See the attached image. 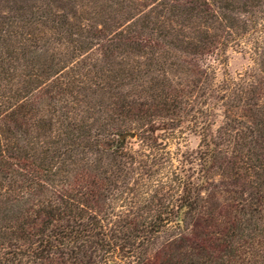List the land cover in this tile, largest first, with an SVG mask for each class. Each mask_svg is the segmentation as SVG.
<instances>
[{
    "label": "trees",
    "instance_id": "obj_1",
    "mask_svg": "<svg viewBox=\"0 0 264 264\" xmlns=\"http://www.w3.org/2000/svg\"><path fill=\"white\" fill-rule=\"evenodd\" d=\"M263 6L0 0V264H264Z\"/></svg>",
    "mask_w": 264,
    "mask_h": 264
},
{
    "label": "rangeland",
    "instance_id": "obj_2",
    "mask_svg": "<svg viewBox=\"0 0 264 264\" xmlns=\"http://www.w3.org/2000/svg\"><path fill=\"white\" fill-rule=\"evenodd\" d=\"M227 58L228 60L226 62H215L217 67V80H223L228 74L233 77H239L242 75L252 76L258 74L259 65L256 55L252 51H243L231 48L228 51ZM199 142L200 138L190 133H185L180 138L171 141L170 149L176 152L177 156L180 154V157H178L179 160H176L175 163H181L182 159L183 166L186 167V169L191 167V169L198 168L197 153L199 149ZM132 144L134 147H138L139 145L136 139L132 140ZM220 191L221 190L219 189V191H216L215 193V197H218V199L222 197Z\"/></svg>",
    "mask_w": 264,
    "mask_h": 264
},
{
    "label": "water",
    "instance_id": "obj_3",
    "mask_svg": "<svg viewBox=\"0 0 264 264\" xmlns=\"http://www.w3.org/2000/svg\"><path fill=\"white\" fill-rule=\"evenodd\" d=\"M127 135H124L123 138H125ZM129 136L131 137H135V134L134 133H130Z\"/></svg>",
    "mask_w": 264,
    "mask_h": 264
}]
</instances>
